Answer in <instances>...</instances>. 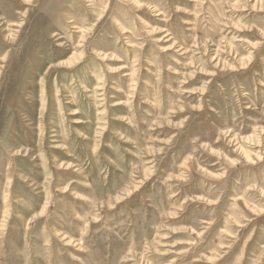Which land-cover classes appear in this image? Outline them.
Wrapping results in <instances>:
<instances>
[{"label":"rangeland","instance_id":"rangeland-1","mask_svg":"<svg viewBox=\"0 0 264 264\" xmlns=\"http://www.w3.org/2000/svg\"><path fill=\"white\" fill-rule=\"evenodd\" d=\"M0 264H264V0H0Z\"/></svg>","mask_w":264,"mask_h":264}]
</instances>
